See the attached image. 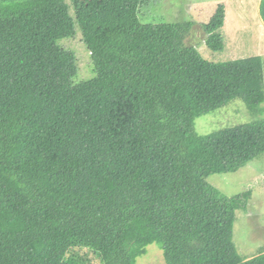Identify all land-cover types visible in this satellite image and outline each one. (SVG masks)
<instances>
[{"label":"trees","instance_id":"obj_1","mask_svg":"<svg viewBox=\"0 0 264 264\" xmlns=\"http://www.w3.org/2000/svg\"><path fill=\"white\" fill-rule=\"evenodd\" d=\"M145 4L0 0V264H65L76 249L137 264L154 244L166 264H264L233 239L251 192L208 182L264 155V59L210 62L186 44L192 22L145 24ZM225 19L220 5L203 26L214 52ZM78 34L94 76L75 82L61 42ZM235 100L251 122L197 133Z\"/></svg>","mask_w":264,"mask_h":264},{"label":"rangeland","instance_id":"obj_2","mask_svg":"<svg viewBox=\"0 0 264 264\" xmlns=\"http://www.w3.org/2000/svg\"><path fill=\"white\" fill-rule=\"evenodd\" d=\"M261 0H147L141 8L145 24L192 22L186 44L195 47L202 57L213 63H227L261 56L264 59V22L260 15ZM220 5L225 6L226 19L221 30L225 49L214 52L207 45L208 24ZM61 46L76 54L79 66L75 82L94 76L90 52L82 35L61 42ZM241 104V106H240ZM264 106V104H263ZM253 117L240 100L196 120V131L209 135L225 128L251 122ZM208 182L229 197L251 192L246 211L238 210L234 224V243L244 259L264 252V155L237 172L213 175ZM65 264H101L89 250L76 249L69 253ZM137 264H166L161 248L154 244Z\"/></svg>","mask_w":264,"mask_h":264}]
</instances>
